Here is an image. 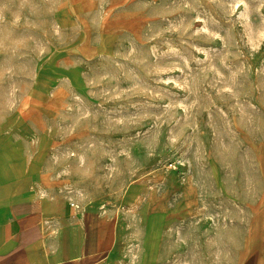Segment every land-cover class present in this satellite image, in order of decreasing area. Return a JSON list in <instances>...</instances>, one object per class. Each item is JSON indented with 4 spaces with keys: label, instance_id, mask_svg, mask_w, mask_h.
I'll return each mask as SVG.
<instances>
[{
    "label": "rangeland",
    "instance_id": "rangeland-1",
    "mask_svg": "<svg viewBox=\"0 0 264 264\" xmlns=\"http://www.w3.org/2000/svg\"><path fill=\"white\" fill-rule=\"evenodd\" d=\"M3 150L130 255L153 216L226 246L264 208V0H0Z\"/></svg>",
    "mask_w": 264,
    "mask_h": 264
},
{
    "label": "crops",
    "instance_id": "crops-1",
    "mask_svg": "<svg viewBox=\"0 0 264 264\" xmlns=\"http://www.w3.org/2000/svg\"><path fill=\"white\" fill-rule=\"evenodd\" d=\"M6 153L0 151V264H264L262 205L260 216L245 219L240 233L228 223L223 247L221 233H188L177 230L171 217L145 218L130 255L129 241L115 234L116 223L38 198L28 182L35 166L22 156L7 159ZM4 173L26 177L11 186Z\"/></svg>",
    "mask_w": 264,
    "mask_h": 264
},
{
    "label": "built area",
    "instance_id": "built-area-1",
    "mask_svg": "<svg viewBox=\"0 0 264 264\" xmlns=\"http://www.w3.org/2000/svg\"><path fill=\"white\" fill-rule=\"evenodd\" d=\"M70 205H71V206H75V207H77V205H74V203H71Z\"/></svg>",
    "mask_w": 264,
    "mask_h": 264
},
{
    "label": "bare ground",
    "instance_id": "bare-ground-1",
    "mask_svg": "<svg viewBox=\"0 0 264 264\" xmlns=\"http://www.w3.org/2000/svg\"><path fill=\"white\" fill-rule=\"evenodd\" d=\"M19 175V174H18ZM19 176H21V175H19ZM21 178V177H20ZM15 182V181H14ZM13 183V182H12ZM13 185V184H12Z\"/></svg>",
    "mask_w": 264,
    "mask_h": 264
}]
</instances>
